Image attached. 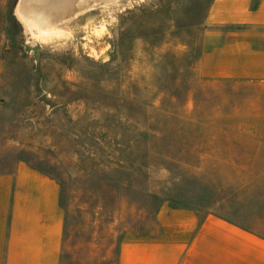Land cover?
Returning a JSON list of instances; mask_svg holds the SVG:
<instances>
[{
  "label": "rangeland",
  "instance_id": "374dc122",
  "mask_svg": "<svg viewBox=\"0 0 264 264\" xmlns=\"http://www.w3.org/2000/svg\"><path fill=\"white\" fill-rule=\"evenodd\" d=\"M19 1L0 0L1 153L56 177L84 233L110 241L242 125L264 135V84L198 76L211 0H65L46 36Z\"/></svg>",
  "mask_w": 264,
  "mask_h": 264
},
{
  "label": "crops",
  "instance_id": "0c3cea01",
  "mask_svg": "<svg viewBox=\"0 0 264 264\" xmlns=\"http://www.w3.org/2000/svg\"><path fill=\"white\" fill-rule=\"evenodd\" d=\"M203 28L202 80L264 84V0H211ZM247 127L184 166L195 177L173 198L137 201L110 241L83 232L56 177L0 148V264H264V135Z\"/></svg>",
  "mask_w": 264,
  "mask_h": 264
},
{
  "label": "bare ground",
  "instance_id": "6f19581e",
  "mask_svg": "<svg viewBox=\"0 0 264 264\" xmlns=\"http://www.w3.org/2000/svg\"><path fill=\"white\" fill-rule=\"evenodd\" d=\"M62 1H65V0H32V2H31V0H20L16 12H17V14L19 16V19H21L23 21V23L25 22L27 27H29V29L32 30L31 29L32 27H30L31 26L30 24H32L34 26H35V24H33L32 22L26 20V17H25L27 14H29L30 8H32V6H33L34 8H37V9L39 8L41 11H44V12L46 11L45 15H48V19L49 20L45 21L44 23L42 22V19H41L42 23H39V21L37 20L38 21L37 24H38L39 29H37L38 31L36 32V34H34L35 36H38V35L46 36V35H50L52 33H55V30L51 29L48 26L54 24L56 22L54 20H56V19L58 20L59 17L61 16V14L63 12L62 11L63 7H61V6H62V4L64 5V3ZM34 8H33V10H34ZM63 16H65V15H63ZM36 19H38V18H36ZM43 19H45V18H43ZM28 25H30V26H28ZM57 32L59 33L60 31H57Z\"/></svg>",
  "mask_w": 264,
  "mask_h": 264
}]
</instances>
